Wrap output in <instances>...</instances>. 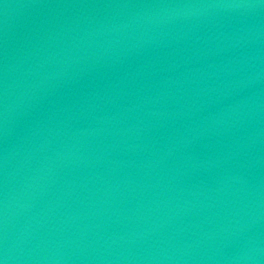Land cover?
<instances>
[{"label": "water", "instance_id": "obj_1", "mask_svg": "<svg viewBox=\"0 0 264 264\" xmlns=\"http://www.w3.org/2000/svg\"><path fill=\"white\" fill-rule=\"evenodd\" d=\"M0 264H264V0H0Z\"/></svg>", "mask_w": 264, "mask_h": 264}]
</instances>
